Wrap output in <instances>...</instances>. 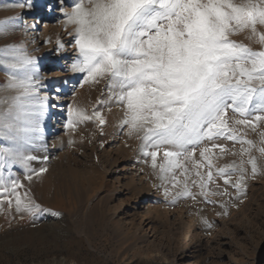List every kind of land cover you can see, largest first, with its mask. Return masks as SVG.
<instances>
[{"label":"rangeland","instance_id":"1","mask_svg":"<svg viewBox=\"0 0 264 264\" xmlns=\"http://www.w3.org/2000/svg\"><path fill=\"white\" fill-rule=\"evenodd\" d=\"M20 5L21 0H0V17L3 11ZM70 6L72 1L63 0L53 19L40 21L41 31L50 39L63 35L66 30L67 33L71 31L68 34L73 37L69 45L75 47L74 53L79 51L75 44L76 33L70 28L75 25L68 23V29L60 24ZM257 29L258 33L264 32V26L257 25ZM230 39L253 51L261 50L258 36H252L249 30ZM5 40L4 33L0 32V61L12 63L21 54L36 61L43 54L24 31L15 43L9 44ZM71 56L74 63L79 53ZM7 63L0 62V100L10 101L17 92L7 88L9 80L13 75L22 74L18 69L9 68ZM73 63L62 67L63 73L75 72ZM53 70L56 67L49 72ZM75 75L77 80L71 81ZM70 76L68 90L56 92V96L64 97V100L47 151L35 142L23 145L21 151L24 155L37 157L27 164L19 160L13 162L0 154V165L3 166L0 171L5 183L10 179L18 180L22 187H17L16 191L22 201H31L38 206L33 211H17L15 195L0 194V264H264V156L257 150L264 146L259 143L258 135L264 131V121L255 132L250 128L246 130L245 139L256 142L251 151V155L257 158L255 174L251 164L247 163L248 154L241 155V148H247V144L215 140L216 144L223 145L224 152L221 154L220 148H212L209 153L213 180L208 181L203 190L208 194L205 198L201 195L200 177L196 172L199 171L207 181L209 168L207 161L200 157V150L210 147L211 142L204 141L197 146L192 159L180 157L181 168L162 173L160 165L165 162L164 151L175 149L171 146H162L158 150L143 147V132L138 134L123 124L126 107L107 87V77L94 82L84 73L75 72ZM35 78L41 80L43 76H35L34 81ZM45 91H41L42 97ZM7 107V104H0V111ZM81 111L83 116L78 115ZM94 111L100 113L104 124L96 119ZM70 112L74 127L66 126ZM227 115L233 117L231 110ZM17 146L18 142L0 135V149ZM144 151H157L156 167L152 166V158L145 156ZM113 157L118 159L120 167L125 165L128 168L121 181H112L107 175ZM242 160L245 173L238 189L233 184L239 179V171L229 169V175L221 177L218 169L233 162L240 164ZM194 161L202 166L197 168ZM41 168L46 171L39 173ZM184 168H187L186 173ZM148 169L149 175L144 176L142 171ZM162 175L166 176L164 180ZM173 175L175 182L172 181ZM141 177L142 181H137ZM225 179L231 182L225 184ZM119 182L125 187L118 197L107 198L98 207L88 206L85 199L80 207L82 213L93 208L104 210V214L94 217L95 223L88 231L77 228L72 222L73 213L55 204L57 200H63L68 185L82 191L87 198L101 184L109 183L111 188H116ZM185 183L192 196L177 195L184 191ZM213 192L227 194L212 195ZM140 193L149 198L146 205L151 216L148 219L143 218L145 209L142 207L144 203L139 201ZM122 210L126 217L120 213ZM149 219L150 223L147 222ZM102 220L108 224L103 225ZM113 220L120 224L114 225ZM145 224L148 225L145 227ZM150 225L154 234L146 238L144 227Z\"/></svg>","mask_w":264,"mask_h":264},{"label":"snow or ice","instance_id":"2","mask_svg":"<svg viewBox=\"0 0 264 264\" xmlns=\"http://www.w3.org/2000/svg\"><path fill=\"white\" fill-rule=\"evenodd\" d=\"M71 7L65 17L75 25L79 50L73 71L86 74L94 82L107 77V87L126 107L123 124L143 132L145 149H175L164 151L162 173L181 168L180 157L192 159L197 146L211 142L210 147L200 150L209 168L207 181L196 172L201 195L207 198L203 190L213 180L209 153L212 148L224 152L223 145L215 143L218 139L247 144V148H241V155L248 154L247 163L256 173L257 158L251 155L256 142L245 136L247 129L255 132L264 121V32L258 33L257 29V25L264 26V0H72ZM16 19L0 22V32ZM244 30L258 36L261 50L253 51L230 39ZM34 65V58L26 54L7 63L22 75H13L7 85L17 95L10 101L0 100V104L8 105L0 111V135L19 145L0 149V154L25 164L37 157L24 155L21 147L39 139L36 134L42 131L41 121L47 110L48 98L38 95L34 83L38 73ZM229 110L232 118L227 115ZM94 115L100 124L105 123L99 112L94 111ZM69 116L66 126L74 127L71 112ZM258 135L259 143L264 145V131ZM257 150L264 156V146ZM144 155L152 158L153 167L157 166V151H144ZM244 163L242 160L240 164L221 167L218 175L228 176L229 169L239 171V179L233 184L239 189L244 180ZM194 166L202 165L194 161ZM44 171L41 168L39 173ZM230 182L225 179V184ZM17 187H22L18 180L5 183L0 171V194L15 195L17 211L37 208L31 201H22ZM217 194L227 193H212ZM177 195L192 196L187 183Z\"/></svg>","mask_w":264,"mask_h":264},{"label":"bare ground","instance_id":"3","mask_svg":"<svg viewBox=\"0 0 264 264\" xmlns=\"http://www.w3.org/2000/svg\"><path fill=\"white\" fill-rule=\"evenodd\" d=\"M13 1L14 0H12V2ZM68 1H72V0H68ZM60 5H61V0H21V5L19 7L12 6L11 8L3 11L2 16L0 17V22L5 20L11 21L12 18L14 17L17 18L13 23H10L7 26L6 30L3 32L4 36L6 37L5 40L6 42H9V44L15 43L16 41H18L19 34L22 31H24L28 35V37H30L34 46L38 50L40 49L41 53H43L41 54V57L35 61V65H34L38 69V73L36 74V77L42 75L43 78L41 80L35 78L34 83L38 90V95L42 97L41 91L43 92V90H46L45 96L43 97H47L48 99H47L46 114L43 120L41 121L42 131L36 134L39 137V139H37L35 143L40 145L41 149L45 151H47L50 134H52L53 132L54 125L56 126L58 112L61 111L62 103L64 100L63 99L64 97L56 96V92L62 93L64 91H67L69 88L68 80L71 77L70 75L75 74V72L63 73L61 69L65 65L67 64L71 65L73 63L72 59L74 58L73 56H71L72 54L78 55L79 53V51L73 53L75 47L69 45L70 43H72L71 41L73 37L72 34H68L71 31L67 33L66 30V32L63 35H57L53 39H50V37H48L45 32L41 31L42 22L40 20L42 19V21L44 20L48 21L53 19L55 14H58L56 8ZM71 10L72 7L70 6L68 8V12H71ZM60 24L62 27L63 24L64 26L66 25L65 26L66 28H68L69 26L66 17ZM70 28H72V33L75 32V27H70ZM52 67H56V70L49 72V70L52 69ZM76 76L77 75H75L73 79H71V81H76L77 80ZM48 82H51V84H48ZM141 132L142 131L137 133L139 134ZM126 135L127 133L125 134V138L127 137ZM117 162L118 159L116 157L111 158L109 163L110 165L107 168V175L110 177V180L112 181H121L125 177L126 169H128L124 164H123L124 166L120 167V165ZM148 173H149V169L142 171V174L144 176L149 175ZM142 178L143 177H141L140 179L138 178V180L137 179L136 180L142 181ZM133 181H135V179H133ZM67 187L68 188H66L67 190L63 200L62 201L57 200V202L55 201L56 202L55 204L57 206L60 205V207L63 206L64 210L66 209L68 210L69 213H73L72 222L74 223V225H76L77 228H79L81 231H88L90 225L92 223H95L94 217L96 215L100 216L104 214V210L96 211V209L93 210L94 209L93 208L92 210H90V212L87 211L86 213H82L80 207L83 205L85 199H87L88 206L89 205L90 206L92 205V207L93 206L96 207L97 205L100 206V204L104 202L105 199L107 198L114 199L118 197V195L123 192L125 186L123 184L120 185V182L116 188H111L109 183H105L103 185L101 184V186L99 188H95L92 194L88 195L87 198L84 196V193L78 190L77 188L69 185ZM27 193L28 192H26L25 194ZM139 199L141 203H144V205H142V207H144L145 209L143 218L148 219L151 216L150 208L146 205V202L148 201L149 198L147 197L146 194L140 193ZM120 213L121 214L123 213L124 217L127 216L125 211ZM95 220H97V218ZM113 222L114 225L120 224L119 221L117 220H113ZM147 222L150 223L151 222L150 219ZM102 224L107 225L108 222L106 220L104 221L102 220ZM146 225L148 224H145V227ZM145 227H144L145 237L146 238L151 236L153 237L154 234L153 226L150 225L147 228Z\"/></svg>","mask_w":264,"mask_h":264}]
</instances>
